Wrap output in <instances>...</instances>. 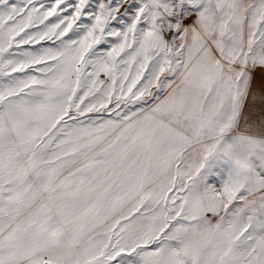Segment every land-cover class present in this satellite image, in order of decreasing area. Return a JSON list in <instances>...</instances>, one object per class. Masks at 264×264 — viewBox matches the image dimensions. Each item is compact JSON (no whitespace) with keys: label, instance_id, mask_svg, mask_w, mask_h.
<instances>
[{"label":"snow or ice","instance_id":"1","mask_svg":"<svg viewBox=\"0 0 264 264\" xmlns=\"http://www.w3.org/2000/svg\"><path fill=\"white\" fill-rule=\"evenodd\" d=\"M0 264H264V0H0Z\"/></svg>","mask_w":264,"mask_h":264}]
</instances>
